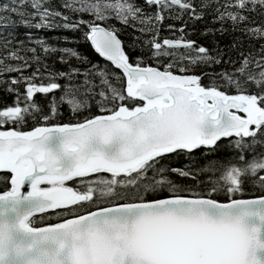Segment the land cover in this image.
Listing matches in <instances>:
<instances>
[{"label": "snow or ice", "instance_id": "snow-or-ice-1", "mask_svg": "<svg viewBox=\"0 0 264 264\" xmlns=\"http://www.w3.org/2000/svg\"><path fill=\"white\" fill-rule=\"evenodd\" d=\"M0 86V264H264V0H0Z\"/></svg>", "mask_w": 264, "mask_h": 264}, {"label": "trees", "instance_id": "trees-1", "mask_svg": "<svg viewBox=\"0 0 264 264\" xmlns=\"http://www.w3.org/2000/svg\"><path fill=\"white\" fill-rule=\"evenodd\" d=\"M211 19L210 16H206L205 20L203 22L201 21H192L189 20V22L186 25L185 35L189 36V38L195 40L198 44H204L206 47H211L210 39L208 36L203 34V28L202 24L206 23ZM164 23H173L176 26H179L180 23H183V20H169L165 18ZM118 28H123V25L117 24ZM22 31V29L17 30ZM34 33H38L41 36H44L47 41L56 47H71L75 49L76 51L82 53L85 56H88L89 59L96 60L98 57L94 53V51L91 49L90 44L80 38L79 31H66L64 29H51V30H33ZM138 32H133L131 28L125 29V32L120 35V38H122L125 41V47L127 48L128 45L131 43V36L132 35H138ZM161 36H166L169 33L161 28ZM236 35L241 36L242 44L238 47H242L245 52H252L254 49H257L259 47V40L256 41H250L246 37H244L242 34L238 33H232V34H219L217 33L215 35V40L218 41L220 46L225 49V58H227V49L230 44L233 42V37ZM58 37H68V40L58 39ZM58 55V53L56 54ZM232 57L236 58V51L233 50L231 53ZM50 65L53 64V60L51 57L48 58L47 61ZM70 63L74 64L76 63L74 58H70ZM55 68H62V66L59 63H56ZM220 67H224L223 62L221 63ZM220 68H216L213 66L212 68H206L205 71H219ZM62 83V81H60ZM57 96L59 93H56ZM12 97L10 95H5L2 90V86H0V103L7 104L11 102ZM212 156H209V159H211ZM189 163L188 160L184 158H174L171 166L173 167H180L183 164ZM198 163L203 164V160H199ZM178 179V178H177Z\"/></svg>", "mask_w": 264, "mask_h": 264}]
</instances>
